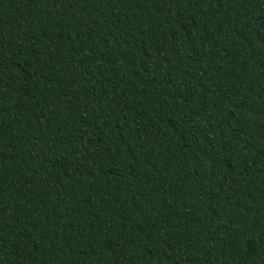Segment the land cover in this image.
Returning <instances> with one entry per match:
<instances>
[{
  "label": "trees",
  "instance_id": "16d2710c",
  "mask_svg": "<svg viewBox=\"0 0 264 264\" xmlns=\"http://www.w3.org/2000/svg\"><path fill=\"white\" fill-rule=\"evenodd\" d=\"M0 264H264V0H0Z\"/></svg>",
  "mask_w": 264,
  "mask_h": 264
}]
</instances>
